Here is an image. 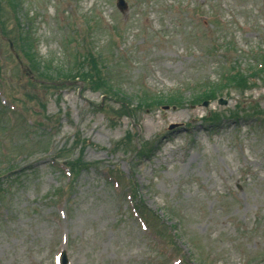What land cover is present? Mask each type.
I'll use <instances>...</instances> for the list:
<instances>
[{"label": "rangeland", "instance_id": "obj_1", "mask_svg": "<svg viewBox=\"0 0 264 264\" xmlns=\"http://www.w3.org/2000/svg\"><path fill=\"white\" fill-rule=\"evenodd\" d=\"M124 1L0 0V264H264V0Z\"/></svg>", "mask_w": 264, "mask_h": 264}, {"label": "trees", "instance_id": "obj_2", "mask_svg": "<svg viewBox=\"0 0 264 264\" xmlns=\"http://www.w3.org/2000/svg\"><path fill=\"white\" fill-rule=\"evenodd\" d=\"M18 39H19L18 40L19 41V48H20V50H21L22 53H23L24 50H27V49L30 48L31 43H28V39L27 38L25 39L22 35H20V36H18ZM24 54H26V53H24ZM24 57H29V55L26 54V55H24ZM260 57L263 59L262 64L259 67L258 64L260 62H258L257 63V69H256V71H251V73L249 75L244 74L239 68H236V67L233 68V69H229L227 72H224V74L225 75L228 74V76L225 77V78L222 77V79L224 78L223 81H222V79H220L218 81V85H216L214 87L215 88V91L218 92V91L222 90L223 88L229 87L230 85H232V87L230 86L231 88L238 87V85H239V83L241 81L242 82H246L247 81V82L250 83V77L253 78V79L255 77L262 78V75L261 74H264V56L261 55ZM79 64L83 65V63H77V67H76L77 69L75 68L76 71H73L71 73V70H70V74L67 73L64 76L63 75H58L56 73V78L58 79L59 77L62 76L63 79H69V80L78 79V80H81V81H89L90 83H93L92 80L94 79V77L98 76V74H99V73H96L95 74V70L96 71L98 70V63L95 60H91V64L93 65V67L95 68V70H94V68L92 66L89 69L83 70V69H81L79 67ZM255 65H252L253 67L251 66L250 68L256 67ZM32 67H33V64L31 66H29V68L31 70H32ZM203 88L206 89V87H203ZM233 89H235V88H233ZM237 89H239V88H237ZM203 99H208V97L203 98Z\"/></svg>", "mask_w": 264, "mask_h": 264}, {"label": "water", "instance_id": "obj_3", "mask_svg": "<svg viewBox=\"0 0 264 264\" xmlns=\"http://www.w3.org/2000/svg\"><path fill=\"white\" fill-rule=\"evenodd\" d=\"M118 7L119 9H123L125 8V3L123 2V0H118ZM66 263V259H65V256H64V253L62 254V259H61V264H65Z\"/></svg>", "mask_w": 264, "mask_h": 264}]
</instances>
